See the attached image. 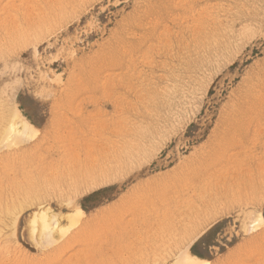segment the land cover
Listing matches in <instances>:
<instances>
[{
	"label": "rangeland",
	"instance_id": "obj_1",
	"mask_svg": "<svg viewBox=\"0 0 264 264\" xmlns=\"http://www.w3.org/2000/svg\"><path fill=\"white\" fill-rule=\"evenodd\" d=\"M0 113V264H264V0H0Z\"/></svg>",
	"mask_w": 264,
	"mask_h": 264
},
{
	"label": "bare ground",
	"instance_id": "obj_2",
	"mask_svg": "<svg viewBox=\"0 0 264 264\" xmlns=\"http://www.w3.org/2000/svg\"><path fill=\"white\" fill-rule=\"evenodd\" d=\"M1 114V113H0ZM14 113H12V116H11V119L9 120V123H7V125L5 126V129L3 128V135L6 133V130H7V127L9 126V128H12V130L16 131V128L15 127L17 124L16 123V117L17 116H14L13 115ZM1 118V117H0ZM3 118V117H2ZM5 119V118H4ZM3 120V119H2ZM7 120V119H6ZM6 120L4 121L3 120V123L6 122ZM2 123V124H3ZM18 123V122H17ZM19 125V124H18ZM22 125H24L22 123ZM19 127V126H18ZM24 127V129L26 130L25 128V125L22 126ZM19 130V129H18ZM25 130H22L21 131L25 132ZM20 131V130H19ZM18 131H16L17 133ZM21 132V133H22ZM1 133H2V130H1ZM19 133V132H18ZM20 134V133H19ZM23 134V133H22ZM20 134V135H22ZM1 140V139H0ZM8 200V199H7ZM35 201V200H34ZM20 204V203H19ZM33 204V203H32ZM25 204L22 203L20 205H18L17 207H15V210L16 208L17 209H22L23 206ZM10 206V205H9ZM16 206V205H14ZM33 206V205H32ZM7 207V206H6ZM42 207V204L41 205H35L34 206V211L32 212L31 214V217L28 221V227H29V230L30 232L32 233V236L33 234L35 235V237L38 239V241H43L45 238H55V236L58 234H61L65 228H68L69 226H71V223L73 221V216H71L69 213H65V214H59L57 215L56 213H51V211L48 210L47 207H45L46 209H41ZM43 208V207H42ZM3 210V209H1ZM0 210V211H1ZM10 209L6 208L4 211H6L7 213L9 212ZM12 210V209H11ZM12 212V211H11ZM14 212V211H13ZM17 212V211H16ZM10 214V212L8 213ZM52 216H55V220H53V217ZM4 217V216H3ZM3 224V223H2ZM45 232H47V235H48V232H49V237L45 235Z\"/></svg>",
	"mask_w": 264,
	"mask_h": 264
}]
</instances>
